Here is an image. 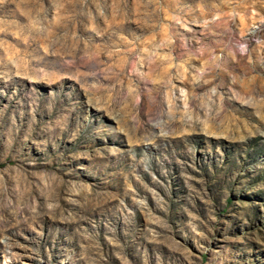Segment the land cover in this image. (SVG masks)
Segmentation results:
<instances>
[{
    "label": "rangeland",
    "instance_id": "374dc122",
    "mask_svg": "<svg viewBox=\"0 0 264 264\" xmlns=\"http://www.w3.org/2000/svg\"><path fill=\"white\" fill-rule=\"evenodd\" d=\"M0 264H264V0H0Z\"/></svg>",
    "mask_w": 264,
    "mask_h": 264
}]
</instances>
